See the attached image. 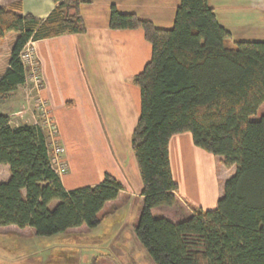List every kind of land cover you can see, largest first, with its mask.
<instances>
[{
    "label": "trees",
    "instance_id": "obj_1",
    "mask_svg": "<svg viewBox=\"0 0 264 264\" xmlns=\"http://www.w3.org/2000/svg\"><path fill=\"white\" fill-rule=\"evenodd\" d=\"M81 0H55L45 18L23 11L22 0L0 6V42L16 33L0 75V105L25 83L20 53L30 40L83 33ZM113 29L142 28L152 55L132 81L141 112L131 146L141 175L143 207L135 233L155 264H264V41H238L208 0H180L171 28L111 8ZM235 166L214 208L186 200L191 213L174 222L152 209L179 204L171 164L173 136ZM51 135L35 124L11 125L0 111V226L31 227L40 237L97 227L108 202L125 189L106 173L95 185L67 189L49 161ZM56 203L51 206L53 202ZM117 207H114V209ZM94 258L91 264H98Z\"/></svg>",
    "mask_w": 264,
    "mask_h": 264
},
{
    "label": "crops",
    "instance_id": "obj_2",
    "mask_svg": "<svg viewBox=\"0 0 264 264\" xmlns=\"http://www.w3.org/2000/svg\"><path fill=\"white\" fill-rule=\"evenodd\" d=\"M14 1L0 0V6L7 7ZM81 1L85 32L30 40L42 77L41 94L57 127V138L65 148L64 159L69 169L61 180L67 189H74L99 184L109 173L120 180L125 189L105 207L132 203L135 199L142 203L143 183L131 146L141 112V93L132 78L151 58L152 46L142 28H111V8L115 6L119 12L135 13L160 28H171L180 0ZM208 4L214 9L218 22L231 33L230 45L238 41H264V0H208ZM22 5L25 13L45 18L54 8L55 0H22ZM7 67L8 62L0 75ZM10 123H14L12 119ZM188 149L196 156H209L194 144L190 133L173 136L170 155L175 179V164L178 165ZM220 159L215 158L217 166L214 167H218V171L214 175L211 208L216 206L225 181L236 169L234 165L219 166ZM0 168L7 171L5 181L10 177L9 166L0 164ZM224 171L223 177L218 175ZM8 226L31 229L38 237L31 227ZM74 229L55 237L65 240L64 236ZM49 261L58 262L48 258L45 264H51Z\"/></svg>",
    "mask_w": 264,
    "mask_h": 264
},
{
    "label": "rangeland",
    "instance_id": "obj_3",
    "mask_svg": "<svg viewBox=\"0 0 264 264\" xmlns=\"http://www.w3.org/2000/svg\"><path fill=\"white\" fill-rule=\"evenodd\" d=\"M15 38L16 33H8L0 42V74L3 67L7 66ZM30 48H33L32 42ZM33 52L36 56L34 49ZM27 76L25 83L18 87L11 100L1 103L0 111L10 116V120L14 122L12 125L37 122L43 125L45 120L40 116L41 108L38 105L45 100L39 84L35 85L30 74ZM39 77L42 79L40 74ZM262 114L264 105L258 111L259 116ZM205 154L211 158L196 156L189 149L184 152L178 165L175 164L176 180L181 185L179 204L173 208L168 206L153 208L154 216H163L174 222L182 220L191 213L186 200L203 208H211L214 175L218 171V167H214L215 158L219 156ZM217 163L219 166L223 164L221 159ZM225 173L220 172L218 175L223 177ZM6 174L7 171L0 168V181L4 180ZM62 175H59L60 178ZM137 201L135 199L132 203L123 202L119 206L105 207L104 211L109 214L97 227L92 229L78 227L71 230L70 235L64 236L65 240L55 236L36 237L31 229L20 230L12 226H0V264H45L48 258L58 260L57 264H91L94 258L98 264H155L135 233V226L139 222L143 207V202ZM55 203L56 201L51 206ZM15 233L19 236L14 235ZM49 263L53 264L52 261Z\"/></svg>",
    "mask_w": 264,
    "mask_h": 264
},
{
    "label": "built area",
    "instance_id": "obj_4",
    "mask_svg": "<svg viewBox=\"0 0 264 264\" xmlns=\"http://www.w3.org/2000/svg\"><path fill=\"white\" fill-rule=\"evenodd\" d=\"M20 58L26 67L25 72V79L28 77L27 75L30 74V77H33V81L35 85L39 84V87L42 88V79L39 77L38 73V62L37 58L34 55L33 48H30V41L26 44V46L22 49L20 53ZM38 93L40 90H37ZM41 108L40 116L43 117L45 122L43 125L39 124L38 122L35 125L41 126L46 131H49L51 135L50 142L48 143V153H49V161L52 168L56 171L58 175L65 174L68 171V164L64 159L65 148L63 145L60 144L58 140V131L57 127L49 114V111L46 108L45 102H41L38 105Z\"/></svg>",
    "mask_w": 264,
    "mask_h": 264
}]
</instances>
